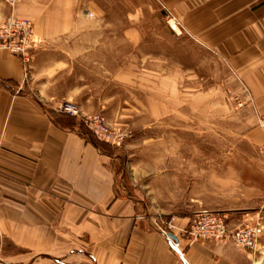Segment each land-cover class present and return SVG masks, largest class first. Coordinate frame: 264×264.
I'll return each instance as SVG.
<instances>
[{
  "label": "crops",
  "instance_id": "obj_1",
  "mask_svg": "<svg viewBox=\"0 0 264 264\" xmlns=\"http://www.w3.org/2000/svg\"><path fill=\"white\" fill-rule=\"evenodd\" d=\"M169 1L185 33L224 66L221 121L232 122L237 143L264 160V0ZM92 4L0 0V21L11 13L30 18L39 40L28 63L0 49V264H255L251 251L230 241L185 234L190 215L175 217L178 228L165 236L164 217L124 193L111 158L77 127L58 123L53 111L64 99L85 112L124 113V104L136 103L156 119L176 110L172 74L162 77L161 65L151 69L159 75L146 72L140 28L122 32L124 51L114 52L111 41L106 71H94L85 52L101 43L93 37L102 14ZM91 75L101 77L104 93ZM227 93L242 103H227ZM250 172L249 202H263L264 171ZM235 211L237 221L249 215Z\"/></svg>",
  "mask_w": 264,
  "mask_h": 264
},
{
  "label": "rangeland",
  "instance_id": "obj_2",
  "mask_svg": "<svg viewBox=\"0 0 264 264\" xmlns=\"http://www.w3.org/2000/svg\"><path fill=\"white\" fill-rule=\"evenodd\" d=\"M91 2L102 14V26L93 37L101 43L85 52L86 56L95 58L94 71L101 76L106 71L105 58L112 50L111 41L114 52L124 51L122 32L128 27L140 28L146 38V72L159 75L151 69L161 65L162 77L172 74L177 86L176 110L156 119L151 113L141 111L136 103L124 104V113H110L105 106L85 112L80 104L64 99L60 103L78 106L79 116L56 111L59 105L54 111L74 118L78 129L82 127L107 148L104 153L111 158L117 184L124 187V193L139 199L146 213L160 215L168 223L175 217L190 215L193 219L200 212L209 211L226 215L231 228L257 219L264 226V201L249 202L255 194L250 187V171H264V160L256 159L248 144L237 143L232 122L221 121L218 107L223 96L219 85L225 74L216 53L185 33L169 0ZM174 22L176 29L172 27ZM91 78L97 82L99 93L105 91L100 76L91 75ZM238 97L228 94L225 100L229 104H241ZM88 115L103 116L112 129L128 133L127 140L121 145H111L98 139L83 122V117ZM238 209L249 214L246 220L243 216L240 221L236 220L237 216L231 218L229 213ZM253 254L256 262L264 257V233Z\"/></svg>",
  "mask_w": 264,
  "mask_h": 264
},
{
  "label": "built area",
  "instance_id": "obj_3",
  "mask_svg": "<svg viewBox=\"0 0 264 264\" xmlns=\"http://www.w3.org/2000/svg\"><path fill=\"white\" fill-rule=\"evenodd\" d=\"M12 7L18 0H5ZM175 24V22H174ZM172 27L176 29V24ZM39 40L34 35V22L29 18L19 17L11 13L0 23V49L9 50L12 54L22 57L25 62L31 61V52ZM56 111L79 116L80 110L77 105L71 102H62ZM83 122L88 129L100 140L111 145H121L128 138V133L122 129H112L101 115H88L83 117ZM260 126L264 129V119L260 121ZM172 218L161 232L170 237V233L178 227ZM183 232L192 239H218L232 241L238 246L245 247L249 251L256 252L260 239L264 233L262 222L257 219L246 221L237 228H231L226 215L221 213L202 211L192 220ZM174 246L179 249V242H174Z\"/></svg>",
  "mask_w": 264,
  "mask_h": 264
},
{
  "label": "trees",
  "instance_id": "obj_4",
  "mask_svg": "<svg viewBox=\"0 0 264 264\" xmlns=\"http://www.w3.org/2000/svg\"><path fill=\"white\" fill-rule=\"evenodd\" d=\"M58 112L56 111H53V114H56L58 116V123L61 125V126H64V127H69V128H75L77 126L75 120H73L74 118H70L69 116L67 115H60V114H57ZM79 132L81 133V135L87 137L88 139L92 140L95 145L104 153L105 148L104 145L99 142L98 140L94 139L87 131H85L84 129H82V127L80 129H78Z\"/></svg>",
  "mask_w": 264,
  "mask_h": 264
},
{
  "label": "bare ground",
  "instance_id": "obj_5",
  "mask_svg": "<svg viewBox=\"0 0 264 264\" xmlns=\"http://www.w3.org/2000/svg\"><path fill=\"white\" fill-rule=\"evenodd\" d=\"M256 264H264V257L260 259L258 262H256Z\"/></svg>",
  "mask_w": 264,
  "mask_h": 264
},
{
  "label": "water",
  "instance_id": "obj_6",
  "mask_svg": "<svg viewBox=\"0 0 264 264\" xmlns=\"http://www.w3.org/2000/svg\"><path fill=\"white\" fill-rule=\"evenodd\" d=\"M171 236H172L173 238H176V237H175L174 235H172V234H171Z\"/></svg>",
  "mask_w": 264,
  "mask_h": 264
}]
</instances>
